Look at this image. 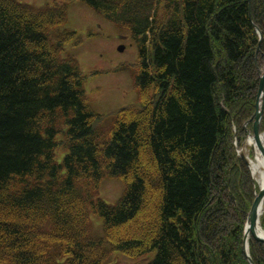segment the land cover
I'll return each mask as SVG.
<instances>
[{
  "label": "trees",
  "instance_id": "obj_1",
  "mask_svg": "<svg viewBox=\"0 0 264 264\" xmlns=\"http://www.w3.org/2000/svg\"><path fill=\"white\" fill-rule=\"evenodd\" d=\"M78 1L130 31L141 103L105 134L65 54L75 38L59 29L65 6L0 0V264H107L113 251L250 264L242 237L257 187L234 140L254 113L264 0ZM104 175L125 185L114 205L96 196ZM150 209L134 235L117 236ZM249 255L264 264V243L251 240Z\"/></svg>",
  "mask_w": 264,
  "mask_h": 264
},
{
  "label": "rangeland",
  "instance_id": "obj_2",
  "mask_svg": "<svg viewBox=\"0 0 264 264\" xmlns=\"http://www.w3.org/2000/svg\"><path fill=\"white\" fill-rule=\"evenodd\" d=\"M51 1L27 0L26 2L40 7ZM66 5V21L60 29L76 31L80 42L70 46V53L85 75L83 88L89 105L95 114L103 117L100 126L108 131L112 126L113 113L116 110L140 102L134 82L136 69L133 66L138 58L137 45L127 29L120 28L105 19L87 4L73 0ZM120 46L124 47L123 50L118 49ZM248 152L249 150L244 148V153L248 154ZM63 155L64 149H59L56 152V161L61 163ZM123 190L124 185L120 179L104 176L96 196L113 205L121 197ZM152 216L153 211L150 209L137 224L123 229L117 236L134 235L141 224L152 220ZM89 220L93 236H103L102 220L92 211H89ZM230 222L231 219L225 223ZM154 254L153 251L133 258L115 251L109 259V264H148Z\"/></svg>",
  "mask_w": 264,
  "mask_h": 264
},
{
  "label": "water",
  "instance_id": "obj_3",
  "mask_svg": "<svg viewBox=\"0 0 264 264\" xmlns=\"http://www.w3.org/2000/svg\"><path fill=\"white\" fill-rule=\"evenodd\" d=\"M259 101H261L260 107H259ZM255 107H256V112L254 115L255 120L253 122V134H254V139L256 141V144L264 157V145L261 143L260 135H259V121L264 112V73H262L260 76L259 88H258V94H257V100H256ZM241 158L246 163H248L244 155H241ZM261 199H262V202L264 203V185L260 189L258 195L255 197L253 204L251 206V209L248 213L244 239L246 238V232L248 231L250 232V234L252 235L254 239L264 242V234L262 233L259 235L256 233L257 211L259 209V204H260Z\"/></svg>",
  "mask_w": 264,
  "mask_h": 264
},
{
  "label": "bare ground",
  "instance_id": "obj_4",
  "mask_svg": "<svg viewBox=\"0 0 264 264\" xmlns=\"http://www.w3.org/2000/svg\"><path fill=\"white\" fill-rule=\"evenodd\" d=\"M262 139L264 141V135L262 136ZM250 144L253 145L254 151H255V160L251 162V169H252L253 175L256 178L259 186L262 187L264 183V160L252 138L250 139ZM261 209H262V205H261ZM261 209H259V212H257V214L260 213ZM260 229H261L260 226L257 224L256 231L261 232ZM249 235L250 234L248 233V236ZM248 236H247V239H248Z\"/></svg>",
  "mask_w": 264,
  "mask_h": 264
}]
</instances>
